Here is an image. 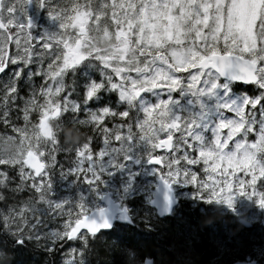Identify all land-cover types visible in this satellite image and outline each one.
<instances>
[{
	"label": "clouds",
	"instance_id": "9594fccd",
	"mask_svg": "<svg viewBox=\"0 0 264 264\" xmlns=\"http://www.w3.org/2000/svg\"><path fill=\"white\" fill-rule=\"evenodd\" d=\"M169 7L163 5L164 11L143 27L129 25L127 32L115 33L106 24L89 26L87 38L78 45L75 59L79 62L71 68L72 75L66 80L67 71L56 74L40 94L39 103L25 101L23 124L17 123L21 134L0 126V164L7 165L9 171L23 170L31 152L38 164H45L49 176L34 196L26 198L27 208L20 219L36 237L28 239L30 252H49L51 245L66 242L59 218H77L80 213L75 210L80 208L92 215L109 193L116 206L128 209L132 222L138 219L128 205L137 195V186L152 174L148 161L166 124L178 118L172 93L179 91L178 97L187 99L190 89L185 82L195 83L201 77L209 83L221 77L237 80L249 73L264 79V72L257 73L254 67L256 61L264 60V47L254 49L244 27L222 35L210 17L199 18V9L172 20ZM67 35L71 44L79 39ZM256 35L264 38V29ZM229 45L237 54L210 55L227 51ZM78 71L87 73L82 81L74 79ZM44 114L46 119L37 125ZM129 160L140 167L126 164ZM7 187L0 180V189ZM0 201L6 202L3 191ZM53 221L56 224L45 231ZM124 222L129 221L121 220L117 213L110 232L85 234L86 248L98 249L87 264H128L124 251L129 244L120 233ZM16 239L13 232L0 231V264H19Z\"/></svg>",
	"mask_w": 264,
	"mask_h": 264
},
{
	"label": "snow or ice",
	"instance_id": "6c2138e0",
	"mask_svg": "<svg viewBox=\"0 0 264 264\" xmlns=\"http://www.w3.org/2000/svg\"><path fill=\"white\" fill-rule=\"evenodd\" d=\"M30 2L31 0H15L5 9L0 0V73H5L9 65L21 69L33 65L39 62L41 56L59 57V63L49 60L48 68L51 70L55 65V70L32 73L33 76L41 77L42 81H47L48 76L53 77L65 69H71L79 62L75 59L79 56L78 45L87 38L89 26L106 24L115 33L127 32L130 30L129 25L135 28L137 24L143 27L153 22L154 17L164 11L165 4L170 6L168 15L172 18L199 9V18L210 17L222 35L238 29L245 20L254 17L256 25L253 32L264 29V0H56L59 7H52L50 0H36L40 8L46 9L48 19L58 26L54 33L37 36L25 13V7ZM153 5L161 7L154 8ZM70 33L79 37L75 44L69 42L67 34ZM13 42L17 52L9 54L5 47ZM262 42L264 40L256 35L257 48L261 47ZM243 51L247 52V49L243 48ZM21 53H27V56L20 55ZM213 54L227 56L237 53L229 45L227 51L210 53ZM40 67L43 70L44 65L41 63ZM255 68L257 73L264 72V60L256 61ZM22 77V71H15L6 84H0V126L13 128L18 135L21 132L17 123L21 114L24 115L21 109L25 101L33 99L39 103L42 99L34 91L31 97L21 98V106L16 107L17 82ZM241 81L252 82L257 88V94L251 99L245 97L239 107H234L231 102V93L234 91L232 82ZM185 85L190 90L186 93L187 99L183 100L194 105V114L184 115L177 111L178 118L166 124V130L155 144L152 157L148 161L152 174L166 190L170 191L172 185L188 186L192 189V198L202 199L205 203H224L231 207L234 198L242 196L254 200L257 207L264 209V194L257 196L264 189V166H258L256 159L258 153H264V129L260 130L259 142L247 139L249 134H257V129L251 122L257 117L258 109L264 107V79L253 74L252 79L228 80L221 77L209 83L201 77L195 83L185 82ZM238 86L237 84L236 87ZM47 87L46 85L41 91L44 92ZM179 95V91L172 93L177 104L181 102L176 100ZM163 98L167 99V94ZM206 100L214 101L215 115L210 116ZM13 109L16 112L15 120L12 118ZM230 114L233 118H229ZM46 117L47 114L42 115L36 121L37 125L43 123ZM259 118L264 120V112H259ZM40 134H45L43 129H40ZM37 159L33 153H27L23 170L13 168L9 171L7 165L0 164V180L7 186L11 173H16L15 184L9 188L8 196L14 202L7 211H0V231L13 232L17 236L14 242L21 246L25 240H35L36 237L28 232V225L20 223L27 208L26 199L16 201L15 196L22 192H26L28 197L34 196L49 179L45 175V164H38ZM125 163L132 164L134 169L140 167L139 164H133L132 160ZM82 179L91 182L87 176L82 175ZM67 207L64 205L65 209ZM75 211L80 213L77 218L69 219L67 215L59 218L64 232L63 239L80 243L79 248L65 253L63 264H81L82 255L88 254L85 234L94 236L107 231L117 213L121 220H133L127 208L116 206L112 201H109V209L97 208L92 215L82 208ZM161 211L166 213L169 207ZM15 251L18 254L20 249L16 248ZM48 251H54V245ZM134 253L139 257V250L128 245L124 251L128 264H136L138 259L133 258ZM234 259L242 260L243 255ZM143 264H151V261L144 259Z\"/></svg>",
	"mask_w": 264,
	"mask_h": 264
},
{
	"label": "trees",
	"instance_id": "16d2710c",
	"mask_svg": "<svg viewBox=\"0 0 264 264\" xmlns=\"http://www.w3.org/2000/svg\"><path fill=\"white\" fill-rule=\"evenodd\" d=\"M71 75L72 71L68 70L66 80ZM85 76L82 71H78L74 79L82 81ZM233 86L234 94L244 93L251 98L256 96L253 87ZM261 108L257 113L261 112ZM14 113L16 112H12V118ZM257 161L260 166H264V153L257 155ZM11 178L8 187L0 189L6 194V202L0 201V211H7L9 205L14 202L13 199H8L9 188L14 186L16 180L14 172L11 173ZM61 191L68 190L62 188ZM184 191L186 197L178 198L172 214L164 218L155 214L144 195L131 198L128 207L138 219L134 222H124L120 233L121 239L139 250V257L134 253V259H138L141 264L144 259L153 260V264H264V228L261 226L264 209L257 207L254 200L242 196H236L232 206L228 207L224 203H205L202 199H193L192 189L188 186ZM262 194L264 189H261L257 196ZM27 197L28 194L22 192L15 196V200ZM240 219H245L250 226L243 227L238 222ZM55 224V221L48 223L45 231ZM33 231L40 235L37 229ZM24 245L28 247L17 245L20 249L17 255L19 264H41L42 261L43 264H48L49 261L51 264H59L58 259L64 258L65 253L80 247L79 241H61L54 245V251L50 253L30 252L31 244L28 240H25ZM97 250L89 247L88 254L81 257V264H87V260ZM241 254L242 260L234 259Z\"/></svg>",
	"mask_w": 264,
	"mask_h": 264
},
{
	"label": "rangeland",
	"instance_id": "374dc122",
	"mask_svg": "<svg viewBox=\"0 0 264 264\" xmlns=\"http://www.w3.org/2000/svg\"><path fill=\"white\" fill-rule=\"evenodd\" d=\"M14 2H15V0H5L3 5H4L5 9H7ZM221 2H222V0H221ZM34 4H35V7H36V10L33 13H29V11L27 9L28 7L27 6L25 7V13L27 15V18L33 24V32L37 36H39V35H41L43 33L51 34V33L56 32L58 30V26L53 21L48 19V15H47L46 9L40 8L38 6V4L36 3V0H33V6H34ZM50 5L52 7H59L60 6V5L57 4L56 0H50ZM43 11H46L45 16H43L41 18V20H39L40 17H41V13ZM5 15L7 16V12H5ZM142 15H143V13H142ZM174 19L175 18H172V20H174ZM109 23L111 24V22H109ZM255 25H256V18L254 17V18H252L250 20H245V22L241 25V27H244L247 30L248 34L251 36L252 47L254 49H258L257 46H256V33H258L261 29H256V32H253V28L255 27ZM262 40H264V38H262ZM261 47H264V42L261 43ZM5 50H6V47H5ZM16 52H17V47H16V44L13 42V43H11L10 54H15ZM20 55L27 56V53H21ZM50 59L51 60H55L57 63H59V61H60L59 57L41 56L39 58V62L33 63V65L26 66V67H24L22 69L18 68L17 66L9 65V67L7 68V71L5 73H1L0 74V77L2 75L6 76V79H5L4 82H2L0 80V84H6V82L8 81V79L10 77V74H12L15 71H22L23 75H24L26 73L29 74V73H33V72L40 73L41 71H43L44 73H48L51 70H55V65L53 66V69H51V70L48 68V64H49V60ZM41 63L44 65L43 70L40 67ZM10 67L14 68L13 71H10V69H9ZM67 70L68 69H65V71H67ZM83 73L87 75V73H85V72H83ZM35 77L40 79L39 87H40L41 84H42V88H43L46 85L48 86L49 84L53 83V80H52L51 76H48L47 81H42L41 77H37V76H35ZM26 79L27 78L25 76V80ZM23 83H24V81H23V77H22L17 82V89L18 88L24 89V86H23L24 84ZM29 88H31V87H29ZM253 91L257 93V88L255 86H254ZM33 92H34V90L27 91V92L17 91V106L16 107L18 108V107L21 106V98L27 99L28 97L32 96L31 94ZM22 93H25V94L22 95ZM24 97H27V98H24ZM245 97L251 99V97H249L248 95H246L244 93H240V94L231 93V102L233 103L234 107H239ZM176 98H177L178 101H181L178 104V109H180V113H183L184 115L194 114V112H193L194 105H192L187 100H183L182 98H179V97H176ZM0 103H2V101H0ZM205 104L209 108L210 116L211 115H215L216 113L214 111V101L213 100H206ZM13 112H15V109H13ZM261 112H264V108L263 107L261 108ZM21 116H22V114H21ZM14 118L16 119V113L13 114V119ZM229 118H233L231 114L229 115ZM19 123L23 124L22 118H21V121ZM251 123H252L253 127H255L257 129V134L256 135L249 134L247 136V139L249 141L255 140V141L259 142L260 130L264 129V120H261L259 118V113H257V117L254 118V120ZM256 159H257V156H256ZM257 165L260 166L258 164V161H257ZM14 174H16V173L14 172ZM11 180H12V178H11ZM156 180H157V178H155L153 174H148L146 176V179L141 184H139L137 186V195H141L142 194V195H144L145 197L148 198V201H150L152 199V196H153V188H154V186L156 184L155 183ZM172 187H173V189L176 192V197L177 198L186 197V192L184 191L186 186L172 185ZM59 243H61V241ZM65 259H66V256L64 258H59L58 259V263L59 264H63Z\"/></svg>",
	"mask_w": 264,
	"mask_h": 264
},
{
	"label": "water",
	"instance_id": "95a60500",
	"mask_svg": "<svg viewBox=\"0 0 264 264\" xmlns=\"http://www.w3.org/2000/svg\"><path fill=\"white\" fill-rule=\"evenodd\" d=\"M252 77H253V74L249 73L246 79H252ZM234 83H240L241 85H244V86H249L252 84V82H243V81L234 82ZM165 197H167V199H165ZM109 201H112L110 193L107 195V198L103 202H101L103 207L106 210L109 209ZM176 205H177V199L175 197V193L172 187H171V190L168 191L163 187V185L160 184L159 180H157L156 186L154 188V194H153L152 199L150 200L149 206L152 209H154L156 215L159 218H164V217H168L171 215ZM165 207H169V211L166 213H162L161 210ZM239 222H241L243 226L245 227L250 226V224L243 219H241ZM261 225L264 227V219L261 221ZM107 231H111V229H108ZM149 261H151V264H153L152 260H149ZM238 264H255V262H244V263H238Z\"/></svg>",
	"mask_w": 264,
	"mask_h": 264
},
{
	"label": "flooded vegetation",
	"instance_id": "af4514ba",
	"mask_svg": "<svg viewBox=\"0 0 264 264\" xmlns=\"http://www.w3.org/2000/svg\"><path fill=\"white\" fill-rule=\"evenodd\" d=\"M38 95H40L41 94V88H38L37 90H34ZM25 94V93H24ZM32 95V94H31Z\"/></svg>",
	"mask_w": 264,
	"mask_h": 264
},
{
	"label": "bare ground",
	"instance_id": "6f19581e",
	"mask_svg": "<svg viewBox=\"0 0 264 264\" xmlns=\"http://www.w3.org/2000/svg\"><path fill=\"white\" fill-rule=\"evenodd\" d=\"M239 222V221H238ZM242 226H243V224L241 223V222H239ZM262 226V225H261ZM244 227V226H243ZM263 227V226H262ZM264 228V227H263ZM146 260H151V259H146ZM236 264H238V263H236Z\"/></svg>",
	"mask_w": 264,
	"mask_h": 264
}]
</instances>
